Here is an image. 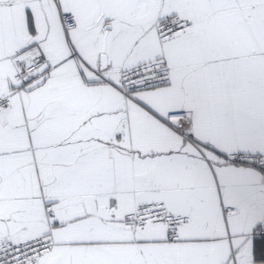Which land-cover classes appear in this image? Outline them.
Instances as JSON below:
<instances>
[{"label": "snow or ice", "instance_id": "1", "mask_svg": "<svg viewBox=\"0 0 264 264\" xmlns=\"http://www.w3.org/2000/svg\"><path fill=\"white\" fill-rule=\"evenodd\" d=\"M0 264H264V0H0Z\"/></svg>", "mask_w": 264, "mask_h": 264}]
</instances>
